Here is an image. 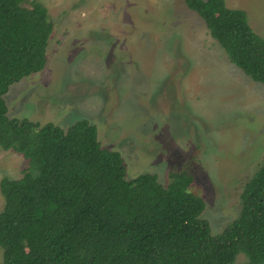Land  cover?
<instances>
[{
  "label": "rangeland",
  "instance_id": "obj_1",
  "mask_svg": "<svg viewBox=\"0 0 264 264\" xmlns=\"http://www.w3.org/2000/svg\"><path fill=\"white\" fill-rule=\"evenodd\" d=\"M37 1L54 24L47 62L10 85L8 115L64 129L87 118L101 145L120 151L127 178L152 172L166 184L171 170H188L201 217L220 233L264 160V84L228 59L184 0ZM225 1L264 37V0ZM27 165L0 147V181ZM246 261L239 253L233 264Z\"/></svg>",
  "mask_w": 264,
  "mask_h": 264
},
{
  "label": "trees",
  "instance_id": "obj_2",
  "mask_svg": "<svg viewBox=\"0 0 264 264\" xmlns=\"http://www.w3.org/2000/svg\"><path fill=\"white\" fill-rule=\"evenodd\" d=\"M228 59L264 84V37L225 0H184ZM54 24L37 0H0V147L28 161L0 190V264H264V160L244 183L238 215L218 233L188 170L166 184L152 172L126 177L120 151L101 145L81 118L64 129L11 117L5 94L42 70Z\"/></svg>",
  "mask_w": 264,
  "mask_h": 264
}]
</instances>
